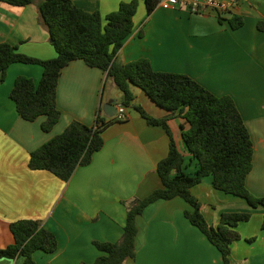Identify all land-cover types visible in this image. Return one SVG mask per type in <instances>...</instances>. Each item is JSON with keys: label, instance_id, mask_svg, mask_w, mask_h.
Returning <instances> with one entry per match:
<instances>
[{"label": "crops", "instance_id": "crops-1", "mask_svg": "<svg viewBox=\"0 0 264 264\" xmlns=\"http://www.w3.org/2000/svg\"><path fill=\"white\" fill-rule=\"evenodd\" d=\"M72 1L105 17L121 3L134 0ZM136 1L135 28L116 61L126 64L144 57L155 71L186 74L218 96H231L254 143L247 188L256 197H264V0H222L232 3L223 14L156 7L150 15L145 0ZM234 16L243 19L240 28H232ZM2 43L40 60L57 56L36 4L16 7L0 1ZM43 72L39 64L14 63L4 78L0 73V249L14 242L12 223L33 219L58 241L54 253L34 254L37 264L93 263L102 254L93 242H118L132 201L162 187L157 164L167 157L170 138L162 126L149 124L133 106H123L125 118L113 117L115 122L103 132V148L89 164L79 166L69 181L46 170H32L31 153L62 134L72 121L93 126L100 110L108 121L112 118L103 105L115 99L118 108L123 102L114 93L116 84L106 71L75 60L59 77L57 107L61 117L45 131L42 125L47 116L25 120L10 97L18 77L39 83ZM133 90L135 104L151 117L172 114L168 126L187 160L186 172L193 175L197 168L190 162L183 139L182 125L187 124L180 111L171 113L142 89ZM192 193L214 227L225 212L251 213L250 220L237 227L241 238L232 244L230 261L264 264L263 206L253 207L240 196L216 189L212 176L195 185ZM188 209L189 204L181 198L149 205L137 220L136 256L125 264H223L219 250L185 216ZM0 264H24V259L2 258Z\"/></svg>", "mask_w": 264, "mask_h": 264}, {"label": "trees", "instance_id": "trees-1", "mask_svg": "<svg viewBox=\"0 0 264 264\" xmlns=\"http://www.w3.org/2000/svg\"><path fill=\"white\" fill-rule=\"evenodd\" d=\"M16 7L36 4L43 24L49 31L57 56L40 60L20 53L17 47L0 44V73L3 78L14 63L39 64L44 68L39 83L20 76L10 93L19 115L28 121L47 116L42 127L50 131L59 121L57 87L62 70L75 60L107 72L123 94L122 106L134 107L149 124L160 125L170 138L169 153L157 164L162 187L147 197L136 198L127 211V219L118 242L94 241L102 253L93 263L125 264L136 256L137 220L144 210L158 201L175 198L185 200L190 209L185 212L189 222L197 227L221 253L223 264H231L232 244L241 238L237 227L251 218V213L225 212L217 227L209 224L202 213V204L192 188L207 176L213 177L214 187L228 194L240 196L253 207H264V197H256L247 188V177L253 170L254 143L235 100L228 95L218 96L191 76L181 73L158 72L147 58L126 64L116 61L118 52L135 28L138 1L123 2L117 11L103 17L99 12H88L72 0H0ZM150 15L157 0H145ZM233 29L243 25V19L230 20ZM142 89L158 106L173 113L180 111L187 126L182 135L190 153V162L196 164L193 175L186 172L187 160L179 150L168 126V115L154 118L142 106L136 105L133 88ZM102 115L93 126L72 121L66 130L32 152L29 167L32 170L52 172L67 182L79 166L91 162L93 155L104 146L103 132L115 122ZM14 242L0 249V259L22 257L24 264H37V251L54 253L57 237L33 219L14 222L10 226ZM264 229V220L262 223Z\"/></svg>", "mask_w": 264, "mask_h": 264}, {"label": "built area", "instance_id": "built-area-1", "mask_svg": "<svg viewBox=\"0 0 264 264\" xmlns=\"http://www.w3.org/2000/svg\"><path fill=\"white\" fill-rule=\"evenodd\" d=\"M232 3L222 0H157V7L170 9L173 7H181L189 10L193 14H203L208 10H213L219 14L227 13ZM125 108L118 106L116 117L119 120L125 118Z\"/></svg>", "mask_w": 264, "mask_h": 264}, {"label": "water", "instance_id": "water-1", "mask_svg": "<svg viewBox=\"0 0 264 264\" xmlns=\"http://www.w3.org/2000/svg\"><path fill=\"white\" fill-rule=\"evenodd\" d=\"M103 110L105 114L111 118L115 117L117 114V100H110L103 105Z\"/></svg>", "mask_w": 264, "mask_h": 264}, {"label": "rangeland", "instance_id": "rangeland-1", "mask_svg": "<svg viewBox=\"0 0 264 264\" xmlns=\"http://www.w3.org/2000/svg\"><path fill=\"white\" fill-rule=\"evenodd\" d=\"M114 93L118 94L120 99L124 98L121 90L117 86H115V88H114Z\"/></svg>", "mask_w": 264, "mask_h": 264}]
</instances>
